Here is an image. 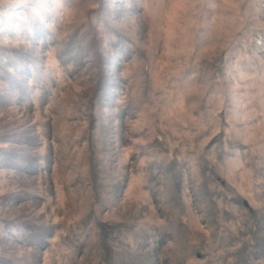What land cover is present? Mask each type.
Returning a JSON list of instances; mask_svg holds the SVG:
<instances>
[{
    "label": "rangeland",
    "instance_id": "1",
    "mask_svg": "<svg viewBox=\"0 0 264 264\" xmlns=\"http://www.w3.org/2000/svg\"><path fill=\"white\" fill-rule=\"evenodd\" d=\"M0 264H264V0H0Z\"/></svg>",
    "mask_w": 264,
    "mask_h": 264
}]
</instances>
